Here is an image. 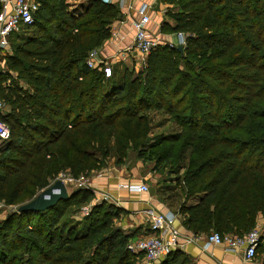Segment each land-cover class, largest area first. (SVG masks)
I'll return each instance as SVG.
<instances>
[{"label": "trees", "instance_id": "1", "mask_svg": "<svg viewBox=\"0 0 264 264\" xmlns=\"http://www.w3.org/2000/svg\"><path fill=\"white\" fill-rule=\"evenodd\" d=\"M163 1L173 23L161 31L182 32V51L159 44L139 72L115 64L106 76L85 59L110 35L118 8L89 0L76 15L66 0H37L0 70V101L9 106L0 120L10 131L0 148V201L18 207L59 172L89 176L133 153L176 175L174 188L156 191L195 235H242L264 216V0ZM155 113L176 129L153 132L162 125ZM93 198L76 187L45 210L9 212L0 220V264H136L113 222L123 208L92 202L77 215ZM184 263L192 261L178 248L160 261Z\"/></svg>", "mask_w": 264, "mask_h": 264}, {"label": "crops", "instance_id": "2", "mask_svg": "<svg viewBox=\"0 0 264 264\" xmlns=\"http://www.w3.org/2000/svg\"><path fill=\"white\" fill-rule=\"evenodd\" d=\"M82 1L83 3L81 2L78 6L83 8L88 4L89 0ZM111 4H114L118 8V14L110 25V35L97 48L98 55L106 64H111V66L115 64L131 66V64L137 63V59L141 58L139 53L124 50V47L132 43L133 29L131 21L138 15L137 9L142 4L147 5V13L150 16L147 27L150 33L160 37L161 44L176 42V32L163 33L161 31V26L164 21L167 20L171 24L173 23L167 15L168 4L163 0H111ZM113 35L115 37L110 41ZM127 169L120 170L118 168L108 167L103 171L92 173L89 177L88 188L93 192L94 198L90 203L106 201L123 208L126 213L123 215L122 226L132 229L136 235H146L149 233V224L146 220L144 210L153 208L157 211L170 210L175 213L176 211L165 205L161 201V198L159 199L157 197L156 189L154 190V194H151L150 189L148 192H133L129 191L126 187H119V184H138L143 182L141 180L142 177L140 178L138 163L133 168L130 167L129 169L127 167ZM105 195L110 196V201L103 199ZM195 201L196 199L191 201V203ZM255 222L264 229L263 214L258 213ZM174 225L181 229L184 234L191 233L182 225L180 216L175 220ZM203 235H199L196 242L187 243L180 248L182 252L189 256L193 264H264V250L261 253L257 251L251 259H245L241 251H228L222 244L204 248ZM153 264H160V261H155Z\"/></svg>", "mask_w": 264, "mask_h": 264}, {"label": "built area", "instance_id": "3", "mask_svg": "<svg viewBox=\"0 0 264 264\" xmlns=\"http://www.w3.org/2000/svg\"><path fill=\"white\" fill-rule=\"evenodd\" d=\"M111 3V0H104ZM122 1V0H121ZM130 1V0H127ZM37 0H0V54L9 49V38L21 31L22 27L30 25L34 21V14L38 10ZM137 16L132 19L133 39L129 46L124 50L137 52L141 59H145L150 51L161 44L158 36L152 35L148 30L147 24L150 16L147 13V5L142 4L137 9ZM176 42L167 43L169 46L184 45L185 35L176 32ZM115 35L110 38L114 39ZM86 66L89 68H102L106 76L110 72V65L98 55L97 48L91 49L85 59ZM10 131L5 123L0 120V141L8 140ZM64 181L65 185L73 183L75 187H88L89 179L83 175L73 177L67 173L60 172L57 177ZM126 187L133 192H148V185L144 182L138 184H119V187ZM110 196L105 195L103 199L110 201ZM1 206V204H0ZM91 203L80 208L77 215L82 217L90 211ZM146 220L149 224V233L130 239L126 244V249L137 255L136 264H153L161 261L174 249L182 248L185 244L196 242L199 235L193 233L184 234L181 229L174 225L179 215L173 211H157L153 208L144 210ZM203 246L208 248L212 245L222 244L228 251H241L245 259H251L256 254L260 234L258 228H254L242 235L232 233L221 234L218 231H211L203 235Z\"/></svg>", "mask_w": 264, "mask_h": 264}, {"label": "rangeland", "instance_id": "4", "mask_svg": "<svg viewBox=\"0 0 264 264\" xmlns=\"http://www.w3.org/2000/svg\"><path fill=\"white\" fill-rule=\"evenodd\" d=\"M66 2L68 4L69 8L72 9L76 13V15H78L80 13V10L82 9V7H79L78 5H80L81 2L83 3L82 0H66ZM170 6L171 5L168 4V7H170ZM12 37L13 36H11L9 38V49H8V51L0 54V70L2 72H4L6 70L4 58L12 53L13 46L17 42L14 40L13 44H11L10 40ZM156 48L157 47L153 48L150 52L154 51ZM140 59L141 58L137 59V63L131 64V67L134 68L133 69L134 71L136 70L139 72L144 67L145 59H141V60ZM14 78L18 79L16 76ZM7 111H9V106L6 103L0 101V112L5 113ZM154 116H155V120L162 121V125L160 127L154 128L153 132H157V133L158 132H172L173 130L176 129V126L173 124V122L170 119H168V117L165 114L155 113ZM4 144H5V142L0 141V148L3 147ZM114 163H115L114 159L110 158L109 160H107L106 167L103 170L107 169L108 167L109 168L114 167V168H118L120 170L121 169L122 170H124V169L128 170L127 167H129V169H130V167L133 168L135 166V164L138 163L139 169H140V178L142 177L141 180L145 184L148 185V190L150 189L151 194L152 193L154 194V192H155L154 190L155 189L157 190V188H156L157 186L167 185L170 188H174V186H175L173 179L175 178L176 175H174L173 173H171V171L168 170V167H167L168 165L167 166H159L157 168H154V164L151 160H144L143 158L137 159V156H135L133 153L129 154L128 160H126L124 164L115 165ZM94 172H96V171H94ZM94 172L92 171L91 174ZM90 175L85 176V177H87L89 179ZM126 175H127V173H126ZM74 188H76V187L74 186L73 183L69 182L67 184V190L68 191H70ZM84 188H88V187H84ZM173 191H176V189H173ZM160 196H161L160 192L157 191V197H159V199H160ZM0 204H1V206H0V220L3 219L12 210L17 209V205H7V204H4L2 201H0ZM164 204L167 205L166 202H164ZM125 213H126L125 211L121 212L118 218L113 219V222H114V225L116 227L120 228V230H122L125 233V235H127L129 237V239H128V241H129L130 239L133 240L140 235H136V233L134 234V231H132V229L124 228L125 226H122L121 223L123 222V215ZM254 228L255 229L258 228V233L260 234V236L262 234H264V229L261 228L260 226H258L256 224V222L250 230H252ZM135 263H137V260ZM184 264H188V263H184Z\"/></svg>", "mask_w": 264, "mask_h": 264}, {"label": "water", "instance_id": "5", "mask_svg": "<svg viewBox=\"0 0 264 264\" xmlns=\"http://www.w3.org/2000/svg\"><path fill=\"white\" fill-rule=\"evenodd\" d=\"M183 46L178 45L177 49L182 51ZM68 196V190L64 181L55 179L46 188L38 192L31 200L20 204L18 211H42L54 206L59 200Z\"/></svg>", "mask_w": 264, "mask_h": 264}]
</instances>
